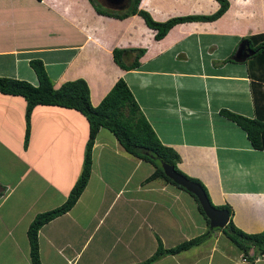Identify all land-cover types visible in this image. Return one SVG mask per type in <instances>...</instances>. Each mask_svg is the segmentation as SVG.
I'll use <instances>...</instances> for the list:
<instances>
[{"label":"crops","instance_id":"0c3cea01","mask_svg":"<svg viewBox=\"0 0 264 264\" xmlns=\"http://www.w3.org/2000/svg\"><path fill=\"white\" fill-rule=\"evenodd\" d=\"M125 1L107 0L115 11L124 10ZM228 2L219 18L176 24L157 40L138 14L122 19L100 14L89 0H0V76L36 85L29 62L40 59L54 88L84 79L93 106L123 78L160 141L178 153V168L203 183L214 205H229L236 227L260 232L264 229V150L255 148L246 131L223 110L264 120V55L255 49L264 41V0ZM138 8L154 20L165 21L209 15L219 3L140 0ZM114 48L144 49L139 66L121 68L113 59ZM134 56L135 52L126 54V63ZM25 105L22 96L0 92V264H32L28 226L37 213L67 198L81 172L89 133L86 118L77 110L37 105L25 145ZM119 157L128 160L130 167L118 162ZM143 163L101 128L84 191L68 212L38 231L41 264H135L155 252L157 237L169 248L204 233L208 236L199 244L152 264H264L260 254L254 261L247 260L203 217L196 222L192 212H200L191 196L184 193L190 198H178L174 193L182 190L161 179L146 182L153 171L142 170ZM117 169H127L128 174H122L117 186L105 188L110 199L97 200V184L109 179L112 183ZM37 184L41 192L31 199L27 195ZM48 190L61 202L31 215V208ZM87 193L99 209L81 221L75 210ZM29 197L28 205L15 216L16 207L24 206ZM95 201L85 200L83 207ZM117 203L132 212L122 210L123 215L108 221ZM155 206L166 212L163 222L149 215ZM25 215H29L27 223ZM100 231L102 236L94 240Z\"/></svg>","mask_w":264,"mask_h":264},{"label":"trees","instance_id":"16d2710c","mask_svg":"<svg viewBox=\"0 0 264 264\" xmlns=\"http://www.w3.org/2000/svg\"><path fill=\"white\" fill-rule=\"evenodd\" d=\"M41 1V0H38ZM94 9L100 14H106L117 18H125L134 14L141 16L150 29L154 30V38L161 39L168 30L176 24L190 21H212L219 18L228 8V0H216L219 8L209 15H185L170 17L165 21H157L144 9H139L140 0H131L130 6L122 11L105 9L98 6L97 0H89ZM264 55V41L255 47ZM135 56L130 63H126V54ZM144 49H118L112 51L114 61L123 69L131 70L139 66V58ZM30 66L37 76V84L34 85L27 80L0 76V92L3 94L19 95L25 99V145H27L30 131V116L37 105H57L72 108L80 112L87 120L89 126L88 139L84 147L82 169L70 189L67 198L60 205L44 212L37 213L27 229L29 241V254L32 264H41L38 245L39 229L54 218L68 212L77 202L84 191L92 170V149L95 137L104 128L111 132L122 146L125 152L137 157L154 166L153 172L146 178V182L161 179L166 183L176 186L182 192L191 196L197 204L200 214L208 223V219L202 211L198 200L181 186L168 178L162 169L161 162L174 167L176 171L185 175L177 166L180 160L178 153L169 146L164 145L146 117L140 110L132 92L123 78H119L98 105L93 106L90 102L89 88L82 78L63 82L58 88H54L53 82L48 76L44 64L40 59L30 60ZM223 113L246 133L249 141L255 148L264 150V120L244 117L227 110ZM188 179L199 183L209 197L206 187L197 178ZM210 199V197H209ZM211 201V199H210ZM212 202V201H211ZM213 204V203H212ZM217 208H225L231 214L229 205H219ZM219 229V228H215ZM245 256L253 259L255 255H264V229L260 232L247 233L236 227L230 217L228 224L219 229ZM208 235L206 233L184 240L173 247L166 248L159 237H157V248L147 259L135 264H152L164 255H174L192 246L199 244ZM253 251V252H251ZM251 253H253L251 255Z\"/></svg>","mask_w":264,"mask_h":264},{"label":"rangeland","instance_id":"374dc122","mask_svg":"<svg viewBox=\"0 0 264 264\" xmlns=\"http://www.w3.org/2000/svg\"><path fill=\"white\" fill-rule=\"evenodd\" d=\"M99 3V2H98ZM98 6H101L102 8H104V10L105 9H107L105 6H103L101 3H99V5ZM118 12V11H117ZM120 12V11H119ZM101 129V128H100ZM122 155H125L126 156V158L128 157V159H129V161L131 162V161H133L132 159L133 158H131V156H128V155H126V154H124V152H122L121 153ZM118 162H120L121 163V161L122 162H124V164H125V167H130L128 164H129V161L128 160H126V159H124V158H118V160H117ZM111 163V162H110ZM111 165V164H110ZM111 167V166H110ZM110 167H107V168H110ZM124 167V168H125ZM153 165L151 164V163H149V162H145V163H143L142 164V170H144L145 169V171H148V170H150V169H152V171H153ZM127 168V169H128ZM127 169H124L123 170V172H120L121 170H119V169H117V170H114L115 171V173L117 174V175H115V179L113 180V182L111 183V180L109 179L108 181H102V182H100L99 184H97V186H96V188H95V198H97V200H99V197H104V198H108V199H110L111 197H112V195H110V194H108V192L107 193H105V191L106 190H108L109 191V189H105L106 187H108V188H113V187H115V186H117L119 183H120V180L122 179V174H123V176H126L127 174H128V171H127ZM104 171L106 172V170L104 169ZM40 185L41 184H37L36 186H35V188H32L30 191H29V194L27 195V196H30L31 197V199H35V198H37V196H38V192H41V189H40ZM176 187V186H175ZM177 188V187H176ZM91 189V187L89 188V190ZM88 190V189H87ZM105 193V194H104ZM178 198H181V196H183L186 200H187V198H190V197H188L186 194H184V192H177V193H174ZM30 197L27 199V201H26V203H24L23 205L24 206H22V205H18L17 207H16V215L15 216H18V215H20V213H18V211L20 210V209H22V207L24 208V207H26V205H28V201L30 200ZM82 199H84V201L85 200H94L95 201V199H93V197H91V194H89V193H87V194H83V196H82ZM60 200V196H57V194L56 193H54V191L53 190H48L47 192H44V195L43 196H41L40 195V197L38 198V200H37V202H36V204L31 208V210H32V212H31V215H35L37 212H40V209H44L46 206H49L50 204H57L58 202H61V201H59ZM84 201L82 202V204L80 205V206H76L77 208H76V210H75V213H78V215H77V217H79V219L81 220V221H83V220H87L88 218H89V214H91L92 213V211H94L95 209L98 211V209L99 208H96L95 207V203H96V201L94 202V205H93V203H90L88 206H86L85 208L83 207V205H84ZM191 203H192V205H194L193 203L194 202H192V200L190 201ZM60 205V204H59ZM79 205V204H78ZM197 205V204H196ZM105 208H106V206H105ZM105 208H103L102 210H104ZM197 209H198V207H197ZM122 210H124L125 212H128L129 210V212H132L131 211V207L130 208H126L125 209V206H123V205H121V203H117V205H115L114 206V208L108 213L109 214V216H108V221H110V220H114L115 218H117V216H119V215H123L124 213H122ZM145 210L147 211V206H145ZM87 213V214H86ZM13 214H14V210H13ZM192 214H193V216L195 217V221L197 222L198 220V218L201 220V217H203L201 214H198V211L197 210H195V211H193L192 212ZM149 215L150 216H154L155 218H157V219H159L161 222H163V220H165L166 219V217H167V214H166V212H164V211H162L161 210V208H158L157 206H155V209L154 210H152V211H149ZM192 216V217H193ZM198 216V217H197ZM29 217V215H25V219H24V222L25 223H27V218ZM202 221V220H201ZM25 223H24V225H25ZM85 223V222H84ZM83 223V224H84ZM23 225V226H24ZM22 226V225H21ZM21 226H19L17 229H18V231L20 232L21 231ZM114 231V230H113ZM113 233V232H112ZM97 236H98V240L100 239V237L102 236V232L100 231L96 236H95V238H94V240H96V238H97ZM108 236V235H107ZM109 240H112V238H109Z\"/></svg>","mask_w":264,"mask_h":264},{"label":"water","instance_id":"95a60500","mask_svg":"<svg viewBox=\"0 0 264 264\" xmlns=\"http://www.w3.org/2000/svg\"><path fill=\"white\" fill-rule=\"evenodd\" d=\"M164 174L174 183L181 186L189 193L193 194L209 221V228H224L229 222V211L225 208H217L210 201L208 195L202 186L188 179L185 175L179 173L174 167L165 162H161Z\"/></svg>","mask_w":264,"mask_h":264},{"label":"flooded vegetation","instance_id":"af4514ba","mask_svg":"<svg viewBox=\"0 0 264 264\" xmlns=\"http://www.w3.org/2000/svg\"><path fill=\"white\" fill-rule=\"evenodd\" d=\"M99 3H101L103 6H105L107 9H111V10H116V7L111 6L109 2H107V0H97ZM108 3V5H107ZM131 0H127L125 1V3H123V8L127 9L130 6Z\"/></svg>","mask_w":264,"mask_h":264},{"label":"clouds","instance_id":"9594fccd","mask_svg":"<svg viewBox=\"0 0 264 264\" xmlns=\"http://www.w3.org/2000/svg\"><path fill=\"white\" fill-rule=\"evenodd\" d=\"M125 10V9H124ZM214 205V204H213ZM230 217H231V214H229V219H230ZM208 224H209V222H208ZM215 229V228H214ZM220 229V228H219ZM222 229V228H221ZM253 253H251V255H252ZM261 255V254H260ZM245 256V255H244ZM255 257V256H254ZM247 260H253L254 261V258L253 259H249L248 258V256H247Z\"/></svg>","mask_w":264,"mask_h":264},{"label":"built area","instance_id":"2783aa9c","mask_svg":"<svg viewBox=\"0 0 264 264\" xmlns=\"http://www.w3.org/2000/svg\"><path fill=\"white\" fill-rule=\"evenodd\" d=\"M261 256H264V255H261ZM245 258L247 259V256H245Z\"/></svg>","mask_w":264,"mask_h":264}]
</instances>
